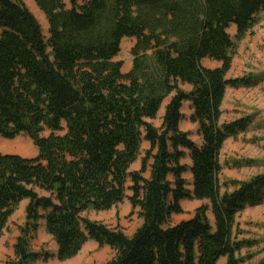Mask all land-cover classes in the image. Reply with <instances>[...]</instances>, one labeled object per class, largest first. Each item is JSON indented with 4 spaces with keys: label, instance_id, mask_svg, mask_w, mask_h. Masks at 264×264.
<instances>
[{
    "label": "trees",
    "instance_id": "obj_1",
    "mask_svg": "<svg viewBox=\"0 0 264 264\" xmlns=\"http://www.w3.org/2000/svg\"><path fill=\"white\" fill-rule=\"evenodd\" d=\"M33 1L47 37L22 1L0 0V136L24 133L37 148L33 157L0 153V239L26 200L9 264L46 258L30 245L41 221L59 261L93 240L114 251L103 264H217L222 257L240 264V251L255 243L239 237L236 219L264 204V172L220 181L225 140L251 122H221V103L227 87L256 82L252 74H226L264 0ZM123 38H134L125 73L114 60ZM203 59L220 64L206 67ZM185 100L200 145L179 128ZM163 103L157 127L152 121ZM44 129L51 133L42 136ZM142 141L148 147L140 168L130 170ZM186 150L189 167L181 161ZM125 198L141 219L131 235L87 216ZM184 199L204 203L170 224Z\"/></svg>",
    "mask_w": 264,
    "mask_h": 264
},
{
    "label": "rangeland",
    "instance_id": "obj_2",
    "mask_svg": "<svg viewBox=\"0 0 264 264\" xmlns=\"http://www.w3.org/2000/svg\"><path fill=\"white\" fill-rule=\"evenodd\" d=\"M20 1L33 13L40 24L42 33L47 37V22L43 12L33 0ZM258 19L259 22L253 26L252 30L247 32L236 44L237 47L232 57L231 67L226 74L227 77L231 78L252 74L257 79L255 84L248 87L226 88L221 103V122H228L245 116H249L251 122L244 132L225 140L219 154V162L222 166L219 175L221 182L225 179L245 180L252 175L264 172V13H261ZM227 32L231 37H234L235 26L233 24L229 25ZM133 43L134 38H123L120 43V50L114 57L115 61L122 63L121 71L123 73L131 67L133 57L130 49ZM214 61L204 60L209 66L219 63ZM180 87L185 90L183 84ZM164 103L156 118L152 121L157 127L161 122ZM181 112L183 117L179 123V128L186 131L189 138L198 145L201 137L198 133L197 124L190 120L192 110L189 100L183 101ZM64 132L65 130H61L53 133L62 135ZM50 133L48 129L41 132L42 136H48ZM147 147L148 143L142 141L139 156L130 165V170L140 168V157ZM0 153L33 157L37 153V148L29 136L21 133L11 139L0 136ZM181 161L188 167L190 166L188 150H186V155ZM143 175L147 177L148 172H144ZM183 176L188 182L187 188L191 189L190 171L187 170ZM130 193V190H126L127 195H130ZM202 203L204 201L184 199L182 202L183 213L172 215L169 218V223L174 224L192 216L195 208ZM25 204L26 200L19 203L9 218L7 227L0 239V264H9L8 261L13 257L12 245L18 235L19 226L24 220ZM87 216L111 228H118L126 235H131L141 223V219L137 215V209H132L126 198L108 210H90ZM207 216L212 222L210 212ZM236 224L238 231H240L239 237L253 240L255 243L251 248H243L240 251L238 254L242 258L240 264H264V204L244 208L238 214ZM94 242L93 240L87 241L76 256L65 261H59L54 256L56 243L46 232L43 221H41L30 245L34 251L46 256L45 259H39L35 264H103L113 256L114 251L107 245L99 246ZM217 264H226L225 257L220 258Z\"/></svg>",
    "mask_w": 264,
    "mask_h": 264
},
{
    "label": "crops",
    "instance_id": "obj_3",
    "mask_svg": "<svg viewBox=\"0 0 264 264\" xmlns=\"http://www.w3.org/2000/svg\"><path fill=\"white\" fill-rule=\"evenodd\" d=\"M204 60H208V61H209L210 59H203V60H202V64H203L204 66H206V67L213 68V67H217V66H219V64H220V63H218V64H214V65H212V66H209V65L206 64V62H204ZM214 62H215V61H214ZM183 85L185 86V90H189L190 87H191V86H190L189 84H187V83H184ZM200 143H201V140H200V142H199L198 145H200ZM182 202H183V200H182ZM182 202H181V205H182ZM182 208H183V205H182ZM90 241H92V240H90ZM12 242H13V241H12ZM12 242H11V244H12ZM93 242H94V241H93ZM94 243H95V242H94Z\"/></svg>",
    "mask_w": 264,
    "mask_h": 264
}]
</instances>
